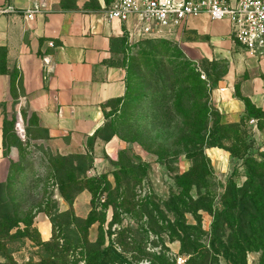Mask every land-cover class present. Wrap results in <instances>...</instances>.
I'll return each mask as SVG.
<instances>
[{
  "label": "trees",
  "instance_id": "trees-1",
  "mask_svg": "<svg viewBox=\"0 0 264 264\" xmlns=\"http://www.w3.org/2000/svg\"><path fill=\"white\" fill-rule=\"evenodd\" d=\"M129 60L126 61L125 97L111 102L110 106L121 104L127 99ZM5 71V48L0 47V74ZM177 83L191 87L187 93L189 111H186L187 107L184 110L177 107L181 126L163 146H157L155 152H151L155 162L165 166H171L181 155L189 160L187 171L175 173L176 192L161 202H156L154 197L135 201L133 197L136 198V194H133L132 189L136 185L129 188L127 182L122 184V180L133 179L134 184H137L140 167L123 163L125 151L118 157V170L113 173L115 188L111 189L107 176H88L92 168L90 156L54 155L39 147L45 155L44 164L48 170L46 179L52 182L55 195L51 196L54 199L43 195L41 203L28 214L18 206L13 211L8 210L3 204L6 202L5 197H0V257L5 260L2 264H176V258L167 254L165 246L155 252L147 247L145 241L149 234L157 238L165 234L170 242L178 241L181 254L188 256L185 264H212L220 257L228 264H244L246 254L250 251L259 252V264H264V161H248L244 185L236 187L232 183L228 184L221 198V208L215 207L212 186L214 171L205 149L220 147L218 139L211 137L214 132L206 136L208 119L219 118V114L199 102L203 98L200 84L190 81L189 77ZM180 94L177 93V103L181 100ZM243 101L246 112L242 120L264 119L260 109L255 108L247 99ZM256 112L259 114L255 115ZM30 118L35 120L34 117ZM14 123V117L11 121L5 117L3 148L15 147L20 156L22 141L15 132ZM29 129L25 130L27 139ZM39 130L41 135L37 139H46V133ZM9 133L14 135L12 142L8 138ZM103 140L108 142L110 137ZM24 141L27 145V140ZM10 170L7 182L0 184V193L11 183L13 162ZM84 190L91 194V210L87 217L82 218L75 215L72 204L75 197ZM55 196L63 199L71 208L60 211ZM97 197L105 198L99 207L98 202L95 205ZM162 208L171 218H165ZM108 211H111V218L107 222ZM118 211L135 218H144L145 222L137 228L138 231L120 226ZM36 212H42L49 218L52 234L48 241L40 239L33 225ZM200 212H207L213 218L207 231L202 228ZM187 215L193 216L194 224L187 223ZM159 221L164 222V225H160ZM94 224L98 225V231L96 239L92 241L89 230ZM22 239L31 243L29 248L33 252L19 262L13 252L9 251L8 245Z\"/></svg>",
  "mask_w": 264,
  "mask_h": 264
},
{
  "label": "crops",
  "instance_id": "crops-1",
  "mask_svg": "<svg viewBox=\"0 0 264 264\" xmlns=\"http://www.w3.org/2000/svg\"><path fill=\"white\" fill-rule=\"evenodd\" d=\"M114 1L0 0V47L5 48L6 69L0 74V184L7 182L11 163L19 156L17 148H3V122L10 116L15 118L14 127L19 124L24 132L29 128L45 132L46 139L34 142L46 152L88 155L92 159L89 177L102 173L109 182L113 179L115 171L101 168L106 159L97 154L91 140L104 126L110 103L125 97L124 52L146 39L130 37L131 22L104 19ZM35 5L39 12L26 18L24 11ZM8 6L13 11L1 12ZM229 34L227 22H212L206 16L192 18L182 28L183 42L190 50L226 63L212 102L227 124L245 116L243 99L264 113V56L245 53L231 42ZM30 117L35 118L34 125ZM112 141L104 144L108 163L118 158L109 152ZM55 197L60 211L71 208ZM72 209L76 216L87 217L91 194L87 190L79 193ZM33 225L42 241L50 239L52 227L44 213H35Z\"/></svg>",
  "mask_w": 264,
  "mask_h": 264
},
{
  "label": "rangeland",
  "instance_id": "rangeland-1",
  "mask_svg": "<svg viewBox=\"0 0 264 264\" xmlns=\"http://www.w3.org/2000/svg\"><path fill=\"white\" fill-rule=\"evenodd\" d=\"M183 40L182 29H179L164 37L141 40L137 46L124 52V59H130L127 99L121 104H112L109 110L105 111V124L91 142L92 145L96 144L97 154L106 159L101 165L103 170L110 172L112 170V173L118 170L117 161L110 162L112 165L108 163L109 157L104 152L106 141L103 139L107 137H110L109 141L113 140L109 147L111 156L116 153L119 157L120 153L125 151L123 163L140 167L137 184H134L133 179L122 180V184L127 182L129 188L136 185L132 189L133 194H136V198L133 197L135 201L143 200L145 197H154L155 201L159 202L167 200L176 192L175 173L187 171L190 163L184 155H181L171 163V166H165L155 162L151 152H155L157 146H163L181 126L177 117V107L180 106L182 110L187 107L186 111H189L187 93L191 87L177 83L189 77L190 81L201 85L203 98L199 99V102L219 114V118L208 119L206 136L214 132V136L211 137L218 139L220 147L207 148L205 154L214 171L212 181L214 206L221 208L220 202L226 186L232 183L236 187H241L246 182L247 162L264 161V119L258 121L247 118L237 123H223L219 111L213 105L212 95L227 70L226 63L220 59L210 60L199 55L194 49L190 50ZM177 93H181L179 103H177ZM258 114L259 112L255 113ZM11 118L12 116L7 119L11 121ZM29 121L35 124L33 118ZM28 132V139L26 134L20 137L22 141L19 147L20 156L13 162L11 183L0 193V197H5L6 202L3 204L8 210L13 211L18 206L24 213L30 214L41 203L43 195L52 197L55 195V190L52 188V182H47L46 179L48 170L44 164L45 155L39 150L37 142H34L41 135L40 130L30 128ZM13 136V133L8 134L10 142L14 140ZM24 140H27V145ZM101 175L107 176L102 173ZM110 183L111 189H114V179ZM104 199L97 197L95 205L98 202L97 207H99V203L102 204ZM162 210L165 218H171L165 209ZM118 212L120 216L117 220L120 221V226L137 230L145 222L144 218L139 219L131 214ZM199 214L202 228L207 231L213 218L207 212ZM110 218L111 211H108L107 222ZM186 221L188 224L195 223L191 215L186 216ZM159 224L164 225V222L159 221ZM97 229L96 224L90 232V239L97 237ZM147 238L145 243L151 251H159L165 246L168 249L167 254L176 258V264H185L188 259V256L181 254L180 243L170 242L165 234H161L158 238L149 234ZM30 245L28 240L22 239L8 245V248L13 252L14 258L20 262L33 252L29 248ZM260 260L259 252L250 251L246 254L244 264H259ZM3 262L5 260L0 257V264ZM212 264L228 263L220 257Z\"/></svg>",
  "mask_w": 264,
  "mask_h": 264
},
{
  "label": "built area",
  "instance_id": "built-area-1",
  "mask_svg": "<svg viewBox=\"0 0 264 264\" xmlns=\"http://www.w3.org/2000/svg\"><path fill=\"white\" fill-rule=\"evenodd\" d=\"M38 6L24 11L32 19ZM8 6L1 12H11ZM206 16L210 21H225L229 39L245 53L264 56V0H116L104 14L109 22L133 25L130 37L153 39L181 30L192 18ZM52 45V44H50ZM20 137L24 129L15 125Z\"/></svg>",
  "mask_w": 264,
  "mask_h": 264
}]
</instances>
